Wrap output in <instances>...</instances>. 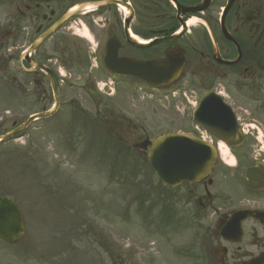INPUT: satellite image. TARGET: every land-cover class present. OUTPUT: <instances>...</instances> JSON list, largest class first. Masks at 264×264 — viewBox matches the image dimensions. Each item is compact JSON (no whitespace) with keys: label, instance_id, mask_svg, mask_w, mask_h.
<instances>
[{"label":"flooded vegetation","instance_id":"af4514ba","mask_svg":"<svg viewBox=\"0 0 264 264\" xmlns=\"http://www.w3.org/2000/svg\"><path fill=\"white\" fill-rule=\"evenodd\" d=\"M7 6L5 28L17 35L21 25L27 29V90L17 88L27 91V120L50 113L30 122L27 138L29 129L40 130L55 155L72 159L78 157L75 143L92 144L98 138L104 144L120 128L118 140L144 155L133 149L145 135L130 130L141 125L128 115L127 102L142 96L160 102L161 93L180 87L173 106L183 107L177 121L216 153L213 168L199 184L180 188L194 195L202 216L212 221L200 233L211 241L196 264H249L264 253V224L256 213L238 228L230 221L236 211L264 212V180L238 182L247 169L264 173V0H11ZM66 14L69 18L45 37ZM167 60L183 67L178 81L166 88L105 67L125 63L121 69L129 72L128 62L155 66ZM200 100L208 106L202 129L191 120L192 106ZM221 103L234 116V130L218 127L225 121L219 119ZM125 126L128 133L122 131ZM50 162L47 169L54 164ZM5 184L0 167V198L19 205L21 200ZM47 186L41 189L42 201L53 202L46 194L53 197L55 189L58 202L59 186ZM25 220L24 237L12 244L0 240L10 256L27 254Z\"/></svg>","mask_w":264,"mask_h":264},{"label":"rangeland","instance_id":"374dc122","mask_svg":"<svg viewBox=\"0 0 264 264\" xmlns=\"http://www.w3.org/2000/svg\"><path fill=\"white\" fill-rule=\"evenodd\" d=\"M6 18L0 2V33ZM21 26L19 35L13 32V39L0 46V121L5 115L15 120L27 115V96L16 93L10 84L16 78L27 88V76L18 66V58L27 48L26 25ZM127 103L128 115L141 125L133 128L136 134L153 139L164 131L186 128L177 121L183 107L173 109L169 101L154 102L142 96ZM132 104L134 107L129 106ZM32 132L28 138L26 134L0 146V167L6 179L3 187H10L21 200L29 227L27 259L10 256V249L0 247V264L198 262L196 254H203L211 241L200 233L212 221L202 216L194 195L178 188L173 190L177 195L165 190L145 158L126 150L130 144L118 143L113 132L104 144L98 138L94 144L80 139L72 147L82 157L74 156L66 164L65 155L59 153L56 159V151L50 150L40 130ZM43 151L49 155H42ZM52 160L54 164L47 169L45 163ZM51 181L64 187L62 202H56L51 193L46 195L53 202L42 201L38 188Z\"/></svg>","mask_w":264,"mask_h":264},{"label":"water","instance_id":"95a60500","mask_svg":"<svg viewBox=\"0 0 264 264\" xmlns=\"http://www.w3.org/2000/svg\"><path fill=\"white\" fill-rule=\"evenodd\" d=\"M180 67L181 64H177L174 69L171 65L168 71L161 72L159 82L173 79ZM2 140L3 138H0V141ZM139 147L148 149L149 164L170 187L181 182H198L207 174L214 162V154L210 148L197 139L185 135H166L158 138L152 145L144 142ZM22 232L21 215L16 206L5 199H0V237L11 242ZM262 262H264V254L257 264Z\"/></svg>","mask_w":264,"mask_h":264},{"label":"bare ground","instance_id":"6f19581e","mask_svg":"<svg viewBox=\"0 0 264 264\" xmlns=\"http://www.w3.org/2000/svg\"><path fill=\"white\" fill-rule=\"evenodd\" d=\"M228 165L229 166H232L233 165V162L232 161L228 162Z\"/></svg>","mask_w":264,"mask_h":264}]
</instances>
